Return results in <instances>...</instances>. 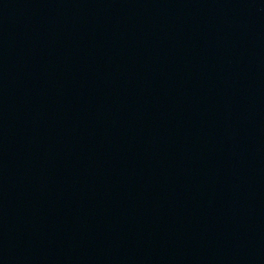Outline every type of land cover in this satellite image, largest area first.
<instances>
[{
    "label": "water",
    "instance_id": "95a60500",
    "mask_svg": "<svg viewBox=\"0 0 264 264\" xmlns=\"http://www.w3.org/2000/svg\"><path fill=\"white\" fill-rule=\"evenodd\" d=\"M0 264H264V0H0Z\"/></svg>",
    "mask_w": 264,
    "mask_h": 264
}]
</instances>
